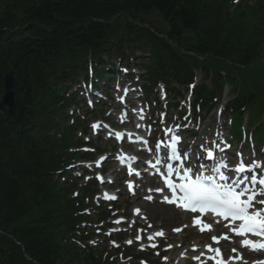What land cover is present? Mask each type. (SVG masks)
<instances>
[{"label":"trees","instance_id":"obj_1","mask_svg":"<svg viewBox=\"0 0 264 264\" xmlns=\"http://www.w3.org/2000/svg\"><path fill=\"white\" fill-rule=\"evenodd\" d=\"M152 12L167 23L165 35L177 50L152 34L144 36L146 29L133 25L145 23L142 18ZM24 28L29 38L11 47L13 56L0 44V92L2 74L14 70L18 126L25 120L40 125L41 119L50 117L58 101L53 90L56 76L84 62L88 53L122 52L141 45L153 51L155 70L169 71L178 82L194 69L205 77L218 75L219 63L212 66V59L237 65L259 61L264 42V21L258 23L243 13L231 16L224 2L204 0H0V31ZM179 50L206 55V63L186 59ZM263 92L257 91L259 97ZM246 104L244 98L241 108ZM13 131V125H5L0 117V140L8 139L0 145V264H73L77 253L65 236L76 220L60 203L56 186L38 184L42 173L56 168L53 156L62 149L55 144L50 151L47 143L29 139L17 143L23 154L16 156L15 143L9 141ZM3 152L9 162L2 159ZM37 153L47 159L46 164Z\"/></svg>","mask_w":264,"mask_h":264},{"label":"snow or ice","instance_id":"obj_2","mask_svg":"<svg viewBox=\"0 0 264 264\" xmlns=\"http://www.w3.org/2000/svg\"><path fill=\"white\" fill-rule=\"evenodd\" d=\"M171 138L174 143L169 159L181 161V156L175 147V144L179 142L178 137L173 135ZM189 154L184 152V158L186 159ZM236 155L239 157L238 165L229 167L227 156H220L217 158V164L209 169L211 174L207 176L202 174L203 165L184 167L181 161L180 168L174 169L171 164H168L165 185L171 196L165 195L163 201L177 203L178 207L189 209L193 213L211 212L225 220L231 218V223L235 225L231 231L245 237L241 242L242 246L250 247L254 251L264 250V207H257V205H264V199H257L258 196L264 197V162L255 158H246L242 151H238ZM199 158L197 156V159ZM207 158H214L212 150H207ZM159 163L160 161L157 160V164ZM257 169L260 170L259 176ZM226 172H234L236 175L230 177L225 174ZM173 175L178 178L177 181L170 179ZM241 185L244 186L241 187ZM256 185L261 187L257 189ZM157 191H163V189ZM237 221H239L238 224L235 223ZM161 234L157 233V235ZM249 234L258 239L255 241L248 239ZM209 251L213 249L209 248ZM215 251L219 254V249ZM209 259H215V257H209ZM220 264H223L222 258Z\"/></svg>","mask_w":264,"mask_h":264},{"label":"rangeland","instance_id":"obj_3","mask_svg":"<svg viewBox=\"0 0 264 264\" xmlns=\"http://www.w3.org/2000/svg\"><path fill=\"white\" fill-rule=\"evenodd\" d=\"M148 20L151 22V24H153L154 26H156L158 28H162L163 27L160 24V21L154 15L149 16ZM140 72L141 71L139 70V73ZM196 76H197L198 79H201L199 74H197ZM207 84L210 86V81H207ZM107 91H108L107 93H109V94L111 93L110 92V88H108ZM81 108H82V110L84 112V113H82V117H85V113L87 112V110L85 109V107H81ZM249 114L251 116V120L253 122H257L258 119H259V115H260V107H256V108L250 109ZM211 116L212 115H210L209 117H207L205 119L206 126L208 124H212L213 123V117H211ZM82 117L80 118V120H83ZM97 144H98V142H97ZM93 145L97 146L95 142H94ZM100 146H102V147L104 146L105 149L107 150L108 147H110L111 145L110 144L101 143ZM119 204L124 205L126 207L132 205L131 201L130 200H126L125 197L120 198ZM145 206H147V205H145ZM147 209L149 211L150 210L152 211V213L151 212H146V215L148 216L149 221L152 222L153 224H156L157 226H160L162 229H167L168 230L170 228L181 226L183 221H185L184 218L179 217L178 213L174 212L171 209L163 208V207H161L159 205H153V206L147 207ZM187 234H189L190 236H195V233L192 230L186 231L185 235H183V236L181 235L180 238L179 237H175V235H173L172 233H169L168 242H176V241L178 242V239H180L183 243H185L188 240ZM174 252L176 253V252H178V250L175 249Z\"/></svg>","mask_w":264,"mask_h":264},{"label":"water","instance_id":"obj_4","mask_svg":"<svg viewBox=\"0 0 264 264\" xmlns=\"http://www.w3.org/2000/svg\"><path fill=\"white\" fill-rule=\"evenodd\" d=\"M9 105L12 106L13 105V93L11 90V79L7 78V76H5L4 78V96L2 101L0 102V107H2L3 105ZM2 114L7 118H11L12 117V112L10 113H3Z\"/></svg>","mask_w":264,"mask_h":264},{"label":"bare ground","instance_id":"obj_5","mask_svg":"<svg viewBox=\"0 0 264 264\" xmlns=\"http://www.w3.org/2000/svg\"><path fill=\"white\" fill-rule=\"evenodd\" d=\"M238 263H239V264H241V263H242V261H239ZM238 263H236V264H238Z\"/></svg>","mask_w":264,"mask_h":264}]
</instances>
